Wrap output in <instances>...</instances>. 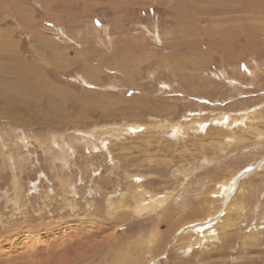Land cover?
Segmentation results:
<instances>
[{
  "label": "rangeland",
  "instance_id": "obj_1",
  "mask_svg": "<svg viewBox=\"0 0 264 264\" xmlns=\"http://www.w3.org/2000/svg\"><path fill=\"white\" fill-rule=\"evenodd\" d=\"M0 77V264H264V0H0Z\"/></svg>",
  "mask_w": 264,
  "mask_h": 264
},
{
  "label": "bare ground",
  "instance_id": "obj_2",
  "mask_svg": "<svg viewBox=\"0 0 264 264\" xmlns=\"http://www.w3.org/2000/svg\"><path fill=\"white\" fill-rule=\"evenodd\" d=\"M12 55L15 56L14 58H11L10 60H13L14 61H8L7 64H10V65H13L18 71H22L21 73H19L18 77L16 78L20 83H19V87L14 89V90H20L21 92L19 93L21 96L25 97L26 95L27 96H31L33 98H35V100L32 99V102L31 103V99L29 100L30 102H26L24 101L25 99L22 98L21 102L19 103H16V104H13L11 105L10 108H13L15 106H24V105H33L36 101H40L41 97H44V95L46 94L45 92L47 93H50L51 94V90H59V89H56V88H53L54 86L49 84L48 82L45 83V81L43 80L42 78V82L41 80L39 79V77H37V75H39L38 73V67L34 68L33 66H29L25 63H23V60H21L17 54L13 53L12 52ZM16 63V64H15ZM21 63V69L18 68V64ZM38 65V64H37ZM40 70V69H39ZM36 71V72H35ZM35 73V76H33V74ZM6 78L5 77H0V81L1 83L3 84V86L0 88L2 92H4L3 90H5V88H7L5 85H4V82H5ZM38 86V87H37ZM11 90V89H10ZM57 92V91H56ZM11 94V93H9ZM56 94V93H55ZM4 96V95H3ZM6 97V96H4ZM15 98V97H14ZM29 98V97H28ZM12 99V98H10ZM5 101L7 103L10 102L9 98L6 97L5 98ZM56 101V100H55ZM51 104V103H50ZM231 181L230 183L229 182H225L223 184H219V186H224L223 187V190L230 187L231 185ZM218 186V187H219ZM143 191V190H142ZM213 192H218V188L216 189V191H213ZM234 192V191H233ZM162 198V197H161ZM154 200V199H153ZM165 201V200H164ZM159 202L162 203L163 202V199H159ZM233 202V201H232ZM231 203V201L229 202ZM235 203V201L233 202ZM151 204H156V207L159 206V203L158 201L156 200L155 202L151 203ZM226 215V213H225ZM224 215V216H225ZM221 216H218V218H216L214 221L216 222L215 224L221 222ZM224 218V217H222ZM228 221V220H227ZM226 221V222H227ZM192 222V221H190ZM189 222V223H190ZM229 222V221H228ZM213 221L210 220V223H207V222H196L195 224H192L196 227V229L198 231H196V237L198 236V232L200 234V232H202V234H205L206 233H210L212 232V230L210 229L211 226H213ZM60 224V223H59ZM223 225V224H222ZM193 227V226H190L189 229ZM188 228V227H187ZM192 231V230H191ZM188 233H191V232H188ZM201 234V235H202ZM211 234V233H210Z\"/></svg>",
  "mask_w": 264,
  "mask_h": 264
}]
</instances>
